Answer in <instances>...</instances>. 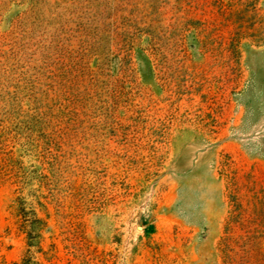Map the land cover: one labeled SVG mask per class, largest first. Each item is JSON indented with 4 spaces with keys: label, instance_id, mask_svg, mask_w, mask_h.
Segmentation results:
<instances>
[{
    "label": "rangeland",
    "instance_id": "obj_1",
    "mask_svg": "<svg viewBox=\"0 0 264 264\" xmlns=\"http://www.w3.org/2000/svg\"><path fill=\"white\" fill-rule=\"evenodd\" d=\"M227 1L0 0V264L27 184L42 264H264V44L232 56Z\"/></svg>",
    "mask_w": 264,
    "mask_h": 264
},
{
    "label": "trees",
    "instance_id": "obj_2",
    "mask_svg": "<svg viewBox=\"0 0 264 264\" xmlns=\"http://www.w3.org/2000/svg\"><path fill=\"white\" fill-rule=\"evenodd\" d=\"M218 5H220V9H225L223 12L225 13L224 19L233 26L229 42L232 56L238 57V47L243 40H250L258 45L264 44V20L262 17H257L254 1L249 3L250 7L249 5L245 6L242 0L236 3H233V0H228L226 5L223 2ZM195 24L203 26L199 21ZM29 186L30 184H27L23 188L24 193L22 192V196L19 197L17 205L18 227L26 235L27 244L25 255L20 264H42L41 257L47 253L44 251L41 240L42 232L46 227V220L38 216L34 206L35 195ZM240 190L235 178L232 177L227 183L231 211L226 220L225 230H229L232 225L240 223L246 214L239 193ZM29 197H31L30 201L28 200Z\"/></svg>",
    "mask_w": 264,
    "mask_h": 264
}]
</instances>
